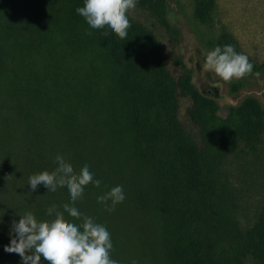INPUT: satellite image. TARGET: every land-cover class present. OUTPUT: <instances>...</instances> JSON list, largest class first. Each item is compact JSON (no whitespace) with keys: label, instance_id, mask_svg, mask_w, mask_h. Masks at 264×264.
<instances>
[{"label":"trees","instance_id":"16d2710c","mask_svg":"<svg viewBox=\"0 0 264 264\" xmlns=\"http://www.w3.org/2000/svg\"><path fill=\"white\" fill-rule=\"evenodd\" d=\"M193 3L196 20L212 27L215 0ZM83 4L0 0V264H22L4 251L14 220H50L51 205L70 203L66 187L29 186L57 155L101 181L75 206L106 226L119 264H264L262 103L247 96L221 115L193 83L167 0L136 8L166 32L171 55L129 14L124 40L90 28L76 12ZM203 40L246 55L226 28ZM114 186L126 198L109 212L97 197Z\"/></svg>","mask_w":264,"mask_h":264},{"label":"clouds","instance_id":"9594fccd","mask_svg":"<svg viewBox=\"0 0 264 264\" xmlns=\"http://www.w3.org/2000/svg\"><path fill=\"white\" fill-rule=\"evenodd\" d=\"M137 2L84 0L83 6L78 7L76 12L90 28L110 29L111 33L124 40L131 27L128 13L136 8ZM104 35L108 36L109 32L106 31ZM204 67L224 82H231L252 75L254 65L246 55L237 53L234 46L225 45L215 47L204 56ZM254 75L259 78L261 74L256 72ZM55 162L57 167L52 172L43 171L30 176L29 186L32 191H36L38 185H43L51 192L66 187L70 203L63 204V211L58 210L55 204L51 205L47 209V215L53 217L50 220L38 221L31 212L20 216L19 222L14 220L10 230V245L4 251L18 254L22 264H41L42 257L48 264H119L112 258L113 243L106 226L83 214L75 206L83 198L86 186L92 184L99 188L101 181L94 179L87 164L76 173L63 156L57 155ZM125 198L123 186H114L98 196L97 201L112 212ZM65 213L71 219L66 218ZM132 264L137 262L133 260Z\"/></svg>","mask_w":264,"mask_h":264},{"label":"rangeland","instance_id":"374dc122","mask_svg":"<svg viewBox=\"0 0 264 264\" xmlns=\"http://www.w3.org/2000/svg\"><path fill=\"white\" fill-rule=\"evenodd\" d=\"M169 23L180 31L178 37L183 60L193 71V83L200 92L214 99L225 116L228 108L238 106L247 96L256 97L264 106V74L254 73L242 79L224 82L204 67V56L212 51L204 38L216 36L222 28L230 31L238 40L242 51L254 67L264 68V0H215V23L208 28L194 17L193 0H167ZM153 29L166 54H170V40L166 32L152 17L135 8L128 13ZM186 100L181 101V119L185 121Z\"/></svg>","mask_w":264,"mask_h":264}]
</instances>
